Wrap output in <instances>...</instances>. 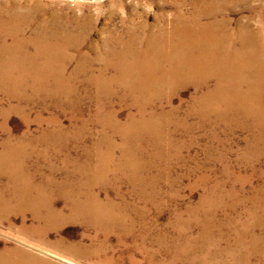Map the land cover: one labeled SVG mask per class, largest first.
<instances>
[{"label": "rangeland", "instance_id": "obj_1", "mask_svg": "<svg viewBox=\"0 0 264 264\" xmlns=\"http://www.w3.org/2000/svg\"><path fill=\"white\" fill-rule=\"evenodd\" d=\"M180 1L0 0V26H24L17 38L24 51L30 52L41 43L36 40L41 26H60L76 38L84 35L70 40L79 44L68 49L73 57L70 70L74 59L91 54V46H99L107 32L171 26L173 5ZM182 1V13L188 15L194 0ZM249 6L251 10L242 2L227 3L218 9L217 19L228 20V26L221 29L257 31L259 52L264 54V0H249ZM82 26L89 27L87 32H81ZM18 77V72L12 73L4 81ZM83 78L76 80L73 92L56 95L23 85L17 91L0 89V143L23 147L16 151L27 158L23 168L38 178L39 172L53 171L59 179L67 172L75 174L79 167L85 170L78 187L102 220L66 221L42 236L9 229L8 220L2 219L0 250H20L44 264H264V81L258 84L255 105L247 101L237 109L232 103L233 111L221 106L207 111L197 101L202 92H196L193 85L175 88L152 107L157 113L166 112L168 120L159 117L151 125L140 124L142 130L134 132L127 115L136 112L131 98H124L125 91H102ZM37 80L31 82L37 86ZM109 111L120 121L121 132L131 129L129 135L115 133L108 123ZM108 143L113 153L105 152ZM3 149L0 154L6 153ZM40 163L50 169H38ZM6 178L0 174V195L8 194L14 201ZM60 192L58 187L52 198L57 205ZM32 221L28 215L27 222ZM79 250L88 257L83 258ZM105 255L110 261L100 262L99 256Z\"/></svg>", "mask_w": 264, "mask_h": 264}, {"label": "bare ground", "instance_id": "obj_2", "mask_svg": "<svg viewBox=\"0 0 264 264\" xmlns=\"http://www.w3.org/2000/svg\"><path fill=\"white\" fill-rule=\"evenodd\" d=\"M241 2L248 5L247 9H252L249 6V0H194L190 4L192 5V12L187 15L182 13L184 2L181 0L173 5L175 8L174 17L172 21H169L171 26L144 27L140 31H135L132 27L124 33L114 34L107 32L104 38L101 39L99 46H91L89 50L91 54H81L77 59H74V65L71 66L70 70H68V65L73 57L68 49L79 46L77 44L78 40H70H73V38L82 39L84 35H79L76 38V35L66 32L60 26H41L40 32L36 36V40L41 43L35 46L34 52H30L24 51L26 48L21 47L20 44L22 43L17 38L18 31L23 30L24 26H0V89L9 92L23 85L25 88L30 87L31 90L38 88L49 93L52 92L54 95L62 91L71 93L76 88V80L82 79V77L85 78L88 85L98 87L102 91L111 92L115 88L123 89L126 93L124 98L126 96L131 98V103L136 112L135 115L138 116V120L135 121L134 114L128 113L127 115L128 126L131 124L129 128L133 127L134 132L139 129L142 130V127H139L140 124L148 126L159 117L168 120L166 112L160 111L157 113V110L152 107L155 103L160 102L165 93H167L168 98L170 94L175 92V88L186 87L187 85H193L196 92H202L197 101L208 108L207 111L210 109L215 111L219 106L222 107V110L233 111L232 103H236L238 109L247 101L255 105V92L258 89V84L264 81V54L259 52L260 38L257 31L245 27L241 30L237 29L236 33L235 31L231 32L228 29H221V26H228L227 19H217L220 17L218 9L223 8L227 3L237 4ZM242 26L250 25L245 24ZM261 26H264V24ZM79 28L81 29V26ZM88 28V26H82L81 32H87ZM13 31H16V33H13ZM230 46L232 47L230 48ZM36 60H40L39 65L35 63ZM2 61L4 62L2 63ZM17 72L18 80L4 81V78L7 79L8 75ZM20 74L23 77H20ZM51 75H53V78L49 81L48 78H51ZM249 76H251V79L248 78ZM35 78L38 79L37 86L33 84L34 82H31ZM210 81H213V86L210 85ZM227 86L232 89L229 90ZM241 86L244 88H241ZM226 87L228 91L225 90ZM106 115L110 118H108V123L116 129L115 133L119 137L120 135L126 137V134L131 133V129H126L125 132L120 131V121L113 116L114 114L112 115L111 111ZM70 124L72 125V123ZM104 127L107 129V126ZM5 130L8 131V129ZM11 145L5 147L4 144L0 143V151L3 147L5 150L10 151L0 154V174L5 175L10 182L7 184V191L9 190L15 194L14 201L7 197L8 194L5 196L0 195V221L2 219L8 220L9 229L40 233L43 236L48 230L63 225L66 221L85 219L94 223L102 220V217L98 215L99 212L97 214L93 207H90L88 195L82 197V192L78 187L80 186L79 179H82L86 174L84 169V171H80L82 169L77 168L78 171H75V174L67 172L60 177L61 179L56 178L53 171L48 175L39 172L41 176L38 178L36 177L37 174L27 172L23 168L27 158L20 155L21 152L20 154L17 152L23 151L24 148L11 147ZM124 148L126 149V147ZM105 149H107L105 152L110 154L113 151V145L109 144ZM42 163L43 165L46 164V162ZM43 165L40 163L38 169L42 170L45 167L50 169L49 166ZM58 187L61 188L59 193L60 206L52 199L55 194L54 190ZM28 215L34 221L28 223ZM81 250H79V253L83 254ZM50 256L59 258L58 255L52 253ZM82 257L88 256L83 254ZM99 257H102L99 260L100 262L110 261V256ZM59 259L72 263V261L61 257ZM132 260L134 261V259ZM0 264H44V262L37 259L35 255L15 249L11 251L7 247H3L0 250Z\"/></svg>", "mask_w": 264, "mask_h": 264}]
</instances>
